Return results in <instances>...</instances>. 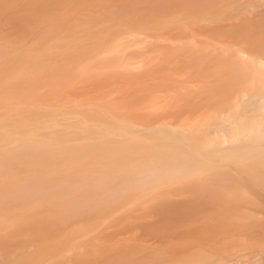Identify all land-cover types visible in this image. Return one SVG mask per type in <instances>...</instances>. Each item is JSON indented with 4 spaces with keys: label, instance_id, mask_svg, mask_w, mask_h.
I'll use <instances>...</instances> for the list:
<instances>
[{
    "label": "rangeland",
    "instance_id": "obj_1",
    "mask_svg": "<svg viewBox=\"0 0 264 264\" xmlns=\"http://www.w3.org/2000/svg\"><path fill=\"white\" fill-rule=\"evenodd\" d=\"M260 1L0 0V264H232L264 209V22L219 26Z\"/></svg>",
    "mask_w": 264,
    "mask_h": 264
},
{
    "label": "bare ground",
    "instance_id": "obj_2",
    "mask_svg": "<svg viewBox=\"0 0 264 264\" xmlns=\"http://www.w3.org/2000/svg\"><path fill=\"white\" fill-rule=\"evenodd\" d=\"M258 6L260 7V9H254L253 12H249V14H247V15L244 14V17L243 16L239 17V18L235 19L234 21H231L227 24H223L219 27L221 29L232 30L231 32H234L235 29L236 30L241 29L244 26H246L245 27L246 29L247 28L253 29V31L258 30V29H255L251 25V24H253L257 28L262 30L260 27H262L261 26L262 22H264V0H261L259 2ZM256 23L258 24V26L255 25ZM259 24H260V27H259ZM127 26H128V24H127ZM129 29H127V30H129ZM246 29H244V30H246ZM247 31H248V29H247ZM263 31H260V32H262L264 34ZM129 33H131V31H128V34H126V36L129 35ZM246 33H248V32L245 31V34ZM257 33H259V32L257 31ZM133 34H135V33H133ZM133 34L129 35V37L125 36L124 39H126L128 42H130V46L132 45V47H134V48L141 49L142 47H144L145 41L143 40V38L142 37L140 38L139 35H137V34L136 35H133ZM256 36H259V35L256 34ZM261 37L259 39L263 40L264 37L263 36H261ZM240 43H238V46H237L238 52L240 51L244 57H249L248 53H246L245 50L241 48V45L239 46ZM262 43H263V41H262ZM116 48H117V46H116ZM263 55H264V53H263ZM256 59H257L256 64H257L258 68L264 69V60L262 58H256ZM251 60H255V59H251ZM138 63H136L135 60H132V61L128 60V62L124 63L122 66L127 67L128 69L136 70L137 68L140 67L139 66L140 63L139 64ZM253 102L255 104H258L259 107H261V109L263 110L262 117L264 118V94L260 95L259 98H257V99L248 100L247 103H249L251 106V104ZM250 113H251L250 108H246L245 110L242 111L241 115L236 118V120L240 121V120H244V118L245 119L250 118ZM173 121H175V120H173ZM174 123H175V125L170 122V118L168 116H163V115H156V116L152 117L151 119L148 118L147 121L145 122V124L148 125L149 127L150 126H159V127H153V129L161 128L163 130V129H167V128H173L174 129L173 131H176V132L181 133V134L186 133V132H190V131L195 132L196 130L200 129V128L194 127L197 124L196 121H188L186 119V120H182V121H175ZM231 125L234 126V123L232 122ZM174 126H175V128H174ZM150 129H152V128H150ZM226 132H227V130H225V128H221L217 131H214V134L225 135ZM3 140H4V142L10 143V144L15 142V139H13V138H4ZM256 150H258L257 151L258 155H261V156L264 155V148L260 147V148H256ZM249 152H247V153L249 154ZM132 181H139V179H137V178H128L126 180L122 179L121 183H123V182H124L123 184L128 183V182L131 183ZM263 208H264V205H263ZM262 210H263L262 215L256 216V217H250L246 220L244 233H243V239H242L243 240L242 241L243 242V250H242V253L234 252L232 254V258H231L232 264H264V209H262Z\"/></svg>",
    "mask_w": 264,
    "mask_h": 264
}]
</instances>
